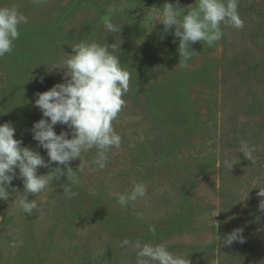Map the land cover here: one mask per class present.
I'll return each instance as SVG.
<instances>
[{
	"label": "rangeland",
	"instance_id": "obj_1",
	"mask_svg": "<svg viewBox=\"0 0 264 264\" xmlns=\"http://www.w3.org/2000/svg\"><path fill=\"white\" fill-rule=\"evenodd\" d=\"M8 2L18 6L29 22L62 14L74 16L72 28L94 24L90 38L121 43V63L129 70L138 64L141 68L152 65L150 82L164 81L187 90L183 103L190 106L193 135L190 144L177 154L178 159H173L166 151L162 128L170 116L144 93L149 81L137 80L131 72L126 105L118 115L126 150L110 151L103 170L92 163L95 149L83 153L79 183L71 186L78 195L67 198L62 187L67 177H60L38 197L39 208L31 215L14 202L12 189L21 193L24 189L22 180L14 179L9 186L12 195L0 200V264H135V252L121 246L126 238L166 243L170 251L189 255L191 264H264V211L258 209L262 198L257 196L258 188H264V0H239L243 29L222 25L223 37L207 50L208 56L201 51L203 41L192 45L196 54L191 59L200 55L204 60L199 59L198 64L208 62L213 51L222 56L225 47L228 49L230 59L220 63L222 70L212 71L210 80L183 72L172 60V47L179 44L174 28L165 34L162 24L149 25L144 20L147 13L176 0H126L127 7L111 17L109 7L119 9L122 0L88 7L75 5V0H48L43 6L33 0ZM193 4L195 0H180L182 7ZM104 19H112L122 31L107 32ZM242 46L245 58L233 59L239 49L244 55ZM65 53L72 51L56 52L37 70L47 90L64 82V70L49 67L66 59ZM8 73L5 58H0V93L9 85ZM226 139L231 144L236 140L234 147ZM241 141L257 147L255 164L239 153ZM136 144L144 145L142 160H147V150L156 167L131 159L129 151ZM225 158L235 163L231 172L223 166ZM81 163L79 158L71 162L76 171ZM52 170V165L40 167L38 175ZM139 182L147 185V195L120 207L113 194L125 193ZM29 199L37 197L29 194ZM88 215L101 217L85 220ZM170 225H179L181 231L159 241V232ZM237 228L243 229L245 242L222 246L223 239Z\"/></svg>",
	"mask_w": 264,
	"mask_h": 264
},
{
	"label": "clouds",
	"instance_id": "obj_2",
	"mask_svg": "<svg viewBox=\"0 0 264 264\" xmlns=\"http://www.w3.org/2000/svg\"><path fill=\"white\" fill-rule=\"evenodd\" d=\"M33 2L43 6L48 0ZM126 7V0H122L119 9L109 7V16L117 11L122 12ZM238 7L239 0H195V4L188 7H182L180 0H176L175 4L168 2L162 8H156L155 12L147 13L144 20L149 25L162 24L165 34L175 29L174 36L179 38V64H185L196 54L192 48L194 43L203 41L211 47L222 39V25L243 29L244 20ZM28 22V17L18 6H0V58L14 50V42L20 37V26ZM103 26L112 34L122 31V27L112 19H104ZM120 44L82 39L71 45L72 53H65L66 59L49 67L64 70V82L35 94V106L42 112V118L31 129L33 139L46 150L47 161L39 151L22 146L23 141L14 138L16 128L12 122L0 124V200H8L12 195L9 186L19 178L24 189L22 193L12 189L16 193L14 202L23 213L31 215L33 210L39 208L38 197L61 176H66L68 181L62 185L63 194L67 198L78 195L71 186L79 183L83 153L95 149L92 163L98 170L107 166L110 151L121 146L122 137L115 130L113 122L126 105L124 97L131 80L129 68L121 63ZM57 124L66 125L67 130L57 134ZM256 151L257 147L248 141L240 142L239 153H243L252 164L256 163ZM78 158L82 163L76 171L71 167V162ZM53 163L64 167L57 166L48 174L38 175L40 167L48 168ZM234 165L229 158L223 160V166L230 172ZM255 188L258 187L252 189ZM258 189L257 196L262 198L258 209L264 211V188ZM89 193L93 194V190L89 189ZM29 194L37 199L30 200ZM113 195L116 203L126 208L129 203L147 195V185L134 183L131 190ZM151 231L154 232L155 228H151ZM242 232L243 229H234L223 239L222 246H230L237 241L244 243ZM121 246H129L135 252V264H191L189 255L170 251L166 243L154 244L140 239L133 242L126 238Z\"/></svg>",
	"mask_w": 264,
	"mask_h": 264
},
{
	"label": "trees",
	"instance_id": "obj_3",
	"mask_svg": "<svg viewBox=\"0 0 264 264\" xmlns=\"http://www.w3.org/2000/svg\"><path fill=\"white\" fill-rule=\"evenodd\" d=\"M9 0H0V6H11L8 2ZM75 5H86L91 6L93 4L100 5L105 0H75ZM129 6H132L129 4ZM75 7V6H74ZM73 7V8H74ZM67 8H64L63 14H66ZM133 15L135 11H132ZM136 16V15H135ZM137 18V17H136ZM74 20V16H56L51 14L49 16L38 17L37 20L28 22L26 25L20 26V37L14 42V50L7 54L4 58L6 60V68L9 70V85L0 93V122H12L16 128L14 138L22 140L23 145L30 147L33 150L39 151L45 160H48L46 150L39 147L38 142L33 139L31 129L33 124L42 118V112L38 107L35 106L36 93L47 91V88L43 86L41 77L38 75L37 70L46 62L51 60L56 52H63L66 50H71V45L78 43L80 40H92L91 30L93 31L94 24H87L85 26L79 25V27L72 28L71 22ZM161 25V24H160ZM159 25V26H160ZM92 36V38H90ZM215 46H208L203 43L201 46V51H203L204 56H208L209 49ZM179 44L175 43L172 47L173 52L171 53L172 60L176 61L178 66L190 75L199 76L200 78H205L210 80L212 71L222 70L223 64L228 58V49L225 47L222 56L219 55V51L215 50L208 57V62H203L198 64L199 59L203 58L200 55L194 56L192 59L188 60L185 64L180 63V55L178 52ZM218 48V44H217ZM243 54L241 55V49L238 50L236 58L241 60L245 58L247 52L242 46ZM197 57V58H196ZM122 60V59H121ZM204 61V60H203ZM124 62V61H123ZM201 63V62H200ZM213 63V66L211 65ZM219 63V68H218ZM216 66V68H215ZM129 67V66H127ZM151 67L141 68V64L137 67H132L130 72H132L137 80L140 81L147 80L149 85L147 90L144 91L151 100L160 109L163 108V113L169 119L163 122L164 137L167 141V152L173 155V159H178V153L182 149H185L188 144H190V137L193 135L191 128V117H190V106L185 104L184 97L187 95V90H182L178 87H174L169 83L164 81L150 82V75L153 73L154 68ZM204 68V70H202ZM171 83V82H170ZM253 89L250 88L249 91ZM257 104L253 102V107ZM117 118L113 124L115 130L121 135L118 128ZM67 130L66 125L57 124L55 126V131L59 134L61 131ZM122 137L121 146L116 149L113 148L111 151L120 153L126 150V144L124 142V137ZM71 138V136H69ZM228 145H233L226 139ZM134 144V143H133ZM128 145V143H127ZM134 146V145H133ZM144 145L136 144L134 148L131 147L129 151L131 159H136L138 162L144 161L152 167H156L157 162L151 161V154L146 150L145 159L142 160L140 155V149ZM119 150V151H117ZM192 159V155L189 156ZM194 160V159H192ZM59 167H64L62 165L52 164L53 169ZM161 165H159L160 167ZM74 169V166L71 164ZM62 179H66V176H61ZM99 202V200L97 199ZM81 209V208H79ZM90 216V217H89ZM98 215H88L85 220L91 219L97 220ZM179 225H170L169 229L163 230L158 238L159 241L166 238H170L173 234L181 231ZM162 236V238H161Z\"/></svg>",
	"mask_w": 264,
	"mask_h": 264
}]
</instances>
